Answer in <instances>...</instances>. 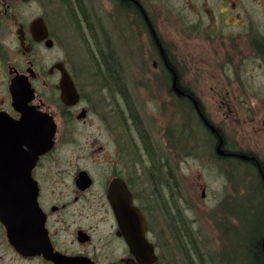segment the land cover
Listing matches in <instances>:
<instances>
[{
  "label": "flooded vegetation",
  "instance_id": "flooded-vegetation-1",
  "mask_svg": "<svg viewBox=\"0 0 264 264\" xmlns=\"http://www.w3.org/2000/svg\"><path fill=\"white\" fill-rule=\"evenodd\" d=\"M253 1L264 6V0ZM51 2L53 0H0V132L9 131L5 136L0 135V148L3 149L0 158L8 155L16 161L19 169L30 170L25 183L15 179L16 190L21 193L20 190L26 188L29 198L34 201L32 210L43 223L44 233L39 234L41 248L49 249L48 254L63 264H141L120 232L115 208L109 198L115 192L122 201V193L127 192L132 204L145 218V238L156 256L152 264H204L200 252L167 256L158 254L159 244L163 245L164 242L157 239L160 232L150 227L147 195L151 196L153 192L158 199L160 224L172 230L174 227L175 239L171 242L182 245L186 239L194 238L186 216L188 211H193V203L206 200L212 204L207 208L212 213L210 215L216 217L219 211L222 220L226 219L227 222L228 215L223 214L230 205L223 182L225 161L235 162L230 164L237 169V163L247 165L256 175L257 184L252 188L260 207L255 218L264 222V113L261 112L264 104L250 103L254 97L260 98L262 87H251L244 92L247 98L243 100H237L232 92L223 91L225 93L222 94L215 90L214 97L218 101L220 98L227 109L228 118L238 125L234 127L238 135L228 144L225 127L211 119L197 91L190 86L186 88L180 69L170 67L161 52L158 54L159 62L152 63L153 68L159 64L165 74L169 72L171 79L168 88L185 102V111L193 114L199 127V139H195L198 136L193 133L185 137L189 157L197 158L194 151L198 142H207V149L205 146L199 161L203 168L212 169L213 179L202 183L197 181V187L201 188L199 197L192 193L194 187L190 191L179 182L171 124L164 130L154 128L156 133L153 128L141 127L139 111L133 107V93L130 88L125 93L124 84L118 83L115 71V83H102L98 91H81L70 72L69 63L52 53L55 47H62L55 35L59 31L92 29L93 38L110 37L108 29L115 27L116 30L120 28L118 26L125 25L130 20L131 11L145 23L151 19L155 22L159 6L152 8L145 4V0H57L54 8ZM186 5L197 17L195 22L183 26L186 34H197L204 29L211 34V38L218 39V33L209 31L212 24L211 13L207 12L208 2L189 0ZM232 7L235 10L236 5L233 3ZM175 8H170L171 14L175 13ZM221 18L222 22L226 19L224 16ZM231 25L246 27L244 22L241 27L236 23ZM220 31L223 29L220 28ZM248 31L253 34L251 40L243 45L236 43L240 54L238 63H249L251 66L246 72L251 73L256 68L264 76V24L260 27L259 22L253 23ZM234 32L236 36L243 34ZM229 55L223 62L226 75L234 62V57ZM62 69L69 75L77 93L72 104H65L61 100ZM13 80H16V87H12ZM104 89L107 94L100 98L98 93ZM240 108H244V121L239 115ZM28 113L31 114L29 119L23 116ZM44 117L52 118L54 126L53 145L48 150L39 147L44 140ZM244 123L245 126H240ZM71 124L74 125L73 129ZM77 125H88V136L74 135ZM244 132L247 133L245 147L239 139ZM66 144L73 146L75 154H80L75 156V162L68 163V167L60 168L63 154L55 148L59 150ZM80 159L92 162L102 160L104 167L89 169L79 164ZM6 176L2 174L0 178ZM12 176L22 174L12 173ZM147 178L153 186L151 194L147 193ZM181 179L185 180L184 175ZM239 200L236 203L240 206ZM166 209L169 212L165 213ZM261 226L260 233H257L258 264H264V224ZM230 255L234 256L231 251ZM239 258L236 256V259ZM245 259L248 257L240 261ZM56 262L40 252L23 255L17 251L9 244L5 226L0 223V264Z\"/></svg>",
  "mask_w": 264,
  "mask_h": 264
},
{
  "label": "rangeland",
  "instance_id": "rangeland-1",
  "mask_svg": "<svg viewBox=\"0 0 264 264\" xmlns=\"http://www.w3.org/2000/svg\"><path fill=\"white\" fill-rule=\"evenodd\" d=\"M56 1L53 0L50 3L54 8H56ZM187 1L189 0H145V4L152 6V8L159 6L157 9L158 17L155 22H152L151 19L145 23L131 11L129 13L130 20L126 21L125 25L118 26L120 28L116 30L115 27L108 29L110 37L104 35L100 39L93 38L92 29L80 28L59 31L55 35L60 44L62 43V47H55L52 53L69 63L70 72L73 73L76 84L81 91L85 89L88 92L98 91V87L102 88V83H112L107 79L105 80V73L103 74L105 66L104 63L101 65L102 56L107 55L114 64L118 83L124 84L122 87H124L125 93H128L129 88L133 93V107L139 111L141 127L147 126L150 129L161 127L164 130L166 126L171 124L179 182L190 191L194 187L192 193H196L200 197L201 188L197 187V181L202 183L213 179L212 169L203 168L199 161L205 146L207 149V142H198L197 150L194 151L197 153V158L189 157L186 152L187 141L185 137L186 135L191 136L193 133L194 136H198L195 139H199V127L193 114L185 111V102L168 88L171 79L169 72L165 74L159 64L153 68L152 63L159 62L158 54L161 52V55L164 53L162 57L166 63H170V67L174 70L180 69L182 77L186 81V88L190 86L197 91L198 97L201 98L203 107L211 115V119L225 127L228 134L227 143L231 144V140L238 135L234 128L238 125L228 118L226 107L221 104L220 98L218 101L214 97V93L215 90L221 93L228 91L232 92L237 100H243L247 98L244 92L259 85L262 87H259L261 89L260 98L256 97L255 99L254 97L250 103L258 102L257 104L260 105V102H263L264 104V76H261L256 68L251 73L246 72L251 64L238 63L237 57L240 54L236 49V43L243 45L251 40L253 34L248 29L252 28L253 23L258 24L259 22L260 27L264 24V6H261V3H255L253 0H206L208 2L207 12L211 13L210 23L212 27L209 31L219 34L218 39H215L214 37L211 38V34L205 32L204 29L197 34H186L184 27L197 19L196 14L188 9ZM222 1H225V4ZM227 1L228 3H226ZM233 3L236 5L235 10L232 7ZM173 7H176L175 13L171 14L170 8ZM224 10L228 12L225 13ZM222 16L226 18L224 22L221 21ZM242 22L246 24L245 28H236L231 25V23H236L241 27ZM225 24L230 26L227 27ZM220 28L223 29L222 32ZM242 29L244 31H241ZM234 31L243 34L236 36ZM119 34L122 36H118ZM229 53L234 57V62L230 64L231 71L228 73L230 76L224 73L225 65L223 64L229 58ZM105 94H107L106 89L98 93L100 98ZM262 107L264 108V106ZM261 112L264 113V110ZM239 115L244 121V108H240ZM71 125L73 129L74 125ZM240 126H245V123ZM155 129L154 132L156 133ZM88 134V125L85 127L76 126L74 135L85 138ZM239 139L245 147L247 133H242ZM55 150L63 154L60 168L68 167V163L70 161L75 162V156L80 154L77 152L75 154L73 146L70 144L64 145L59 150L55 148ZM144 160L147 161L145 154ZM150 160L152 163L151 157ZM78 162L89 167V169L104 167L102 160L92 162L89 159H80ZM230 163L234 164L235 162ZM230 163L226 161L223 163L225 175L223 182L229 197L227 200L230 203L227 212L225 210L223 213L228 215L227 222L226 219L222 220L223 217H220L219 211L216 217L211 216L212 213L207 208L212 204L206 200L193 203V211H188L186 216L191 223L194 238L186 239L182 245H177L176 241L171 242L175 239L174 227L172 230L158 221V199L154 196L153 186L147 178V193L151 194L152 192V197L147 195L146 203L149 210L150 227L160 232L158 234L160 238L157 236V239L164 242V246L159 244L158 247L160 256L200 252L204 264L259 263V237L257 233H260L261 225L264 222L255 218L260 207L252 188L257 184L256 175L254 176L247 165L237 163V169L235 165ZM182 175H184L185 180L181 179ZM238 199H240L241 208L236 203ZM167 212H169L168 209L165 213ZM166 217L170 218L168 214ZM253 217L257 221H253ZM262 219H264L263 216ZM169 222L171 223L170 220ZM229 251L234 256L230 255L231 257H229ZM236 256L240 257L239 260L236 259ZM245 256L248 259L240 261Z\"/></svg>",
  "mask_w": 264,
  "mask_h": 264
},
{
  "label": "water",
  "instance_id": "water-1",
  "mask_svg": "<svg viewBox=\"0 0 264 264\" xmlns=\"http://www.w3.org/2000/svg\"><path fill=\"white\" fill-rule=\"evenodd\" d=\"M62 78L60 81L61 100L65 104H72L77 97L74 88V83L71 82L69 75L64 69L61 70ZM16 80L12 81V87H16ZM16 108H18L16 106ZM29 119L31 114L23 115ZM44 140L40 148H52L53 145V119L44 117L43 120ZM41 123V121H40ZM5 125V124H2ZM9 131L0 132V135H7ZM3 149L0 148V152ZM29 169H19L16 161L10 159L8 155L1 156L0 158V175H8L0 178V223L5 226L9 244L12 245L17 251L23 255L43 253L47 258H51L56 264H63L58 258L51 257L48 254L49 249L46 251L41 248V237L43 235V223L40 222L39 216L36 217L33 212V199H30L26 188L16 190L17 181L26 182ZM12 173H21L22 176H12ZM15 179L17 181H15ZM114 192L110 194L113 208H115V216L118 219V226L120 232L126 241L129 249L135 254V257L141 264H152L155 262V252L152 245L145 238L146 226L145 218H143L139 209L132 204V198L129 197L127 192L122 193L123 200L120 201ZM36 219V222L34 220Z\"/></svg>",
  "mask_w": 264,
  "mask_h": 264
},
{
  "label": "trees",
  "instance_id": "trees-1",
  "mask_svg": "<svg viewBox=\"0 0 264 264\" xmlns=\"http://www.w3.org/2000/svg\"><path fill=\"white\" fill-rule=\"evenodd\" d=\"M101 60H102V64L101 65H103V63H104V66H105V69H103V74L105 73L104 74L105 80L107 79L108 81H110L112 83L113 82L115 83V81H117V80L114 79L116 73H115V75H113V73H114L113 71H115V70H113L114 69V66H113L114 64H112V61L110 59H108L107 55H103Z\"/></svg>",
  "mask_w": 264,
  "mask_h": 264
}]
</instances>
